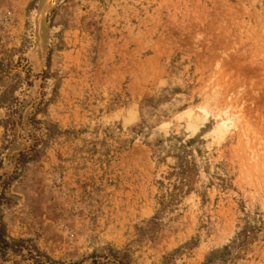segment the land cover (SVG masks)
<instances>
[{"label":"rangeland","instance_id":"374dc122","mask_svg":"<svg viewBox=\"0 0 264 264\" xmlns=\"http://www.w3.org/2000/svg\"><path fill=\"white\" fill-rule=\"evenodd\" d=\"M0 236V264H264V0H0Z\"/></svg>","mask_w":264,"mask_h":264},{"label":"bare ground","instance_id":"6f19581e","mask_svg":"<svg viewBox=\"0 0 264 264\" xmlns=\"http://www.w3.org/2000/svg\"><path fill=\"white\" fill-rule=\"evenodd\" d=\"M225 116H226L225 121H222L221 123L215 125L214 128L212 127L213 130L211 131V133L209 131V134H211V137H217L218 139H221L223 137V132L225 131L227 125L230 124L231 126H233L239 120L238 117L234 114L225 112ZM192 127H191V130L193 131Z\"/></svg>","mask_w":264,"mask_h":264},{"label":"trees","instance_id":"16d2710c","mask_svg":"<svg viewBox=\"0 0 264 264\" xmlns=\"http://www.w3.org/2000/svg\"><path fill=\"white\" fill-rule=\"evenodd\" d=\"M0 247L2 250L6 249L8 247L7 243L1 238V236H0ZM36 264H45V263L37 262ZM74 264H77V263H74Z\"/></svg>","mask_w":264,"mask_h":264}]
</instances>
